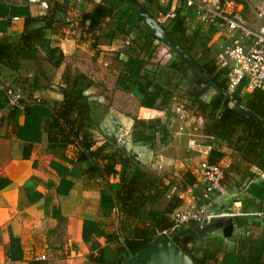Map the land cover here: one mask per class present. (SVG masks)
Here are the masks:
<instances>
[{"label":"crops","instance_id":"obj_1","mask_svg":"<svg viewBox=\"0 0 264 264\" xmlns=\"http://www.w3.org/2000/svg\"><path fill=\"white\" fill-rule=\"evenodd\" d=\"M138 1L142 2V0ZM160 1L163 0H155V4L157 5ZM55 3L62 5L59 2ZM176 3L178 6V0ZM24 4L30 15L36 17L34 14L35 7L27 6L26 0ZM152 5L154 6V4ZM152 5L147 7L151 8ZM179 8L178 6L176 10ZM162 9L167 10L164 7ZM148 12L154 17L157 15ZM55 16L59 20L55 25L65 24L69 18L68 7L64 4L61 9H56ZM19 17V20L14 22L11 20L10 25L5 30L0 31V38L17 36L23 31L24 19L22 16ZM190 20L192 21L189 22ZM263 25L264 23H257L250 25V27L258 29ZM186 26V32H190L193 38L186 40L187 34L185 33L180 36L179 44L194 60L197 62L200 59L205 61L204 55L208 54L213 46H215L214 52L216 50L217 53L220 50L223 40L217 36L213 37V33L210 34V30L207 28H211V26L197 23L193 18L186 19ZM196 26H199L200 29L195 28ZM60 29L61 26H54V28L46 31V35L40 41L38 48L40 50L37 53L43 55V52L45 53L48 48L55 45L62 50L65 60L60 67L52 66L51 77L53 78L47 79L34 70L26 68L23 63L25 61L32 62L31 59L21 61L16 70L7 66L0 67V89L4 90V98H0V264H90L91 262L88 259L89 249L82 240L81 231L84 219H100V186L89 180L80 170V166H75L78 173L73 178L62 177L51 166L52 161L60 162L59 157L64 153L66 156H72V147L64 148L57 143H49L47 133L42 134L40 141L32 143L17 137L15 134L16 125L24 126L26 120L30 118L24 112L26 104L31 105L34 109H42L41 129L44 127L45 119L51 114L50 107L55 103H60L63 99L60 87H64L65 83L61 74L65 69L67 59L70 72H82L94 81L95 85L87 90V94L107 107L100 124L94 131V139L97 140V143H101L106 134H117L118 131L125 130L128 135L124 138V150L133 155L138 164L143 165L144 170H146V166L150 168V165L158 163L157 157L160 158V155H158L156 145L153 142L165 140L163 128L166 130L165 133L170 131V121L174 120L172 106H178L180 110L182 108L184 111L183 104H181L184 101H176L168 90L157 99L153 107H147L140 103L144 97L142 91H140L143 94L141 99L132 95L131 90L135 85L130 83L131 89L128 91L121 87L124 76H126L123 69L127 60L121 52L128 50V48H124V42L131 39V41L136 40L140 43L136 39L139 35L140 26L139 29H133L128 35L119 34L111 40H100L95 50H91L87 44L79 42L80 29L77 33L72 30V33L74 32L73 37L60 34ZM204 29H207L206 37L200 34V31ZM141 32L143 31L141 30ZM54 38L59 39L60 44H52L51 40ZM65 42L68 45H65ZM198 46L201 50H198L197 55L193 54L192 51H195ZM132 50L135 52L137 47H133ZM132 54L134 53L132 52ZM202 61L200 64L204 66ZM35 77H37L38 88L33 87ZM96 83L106 84L108 88L112 87V96L110 95L109 100L101 95H96ZM10 85L20 92V98L16 104L10 102L5 91L6 86ZM146 86L148 88V85ZM162 87L165 91V86ZM22 91L28 93L23 94ZM212 91L210 89L201 90L203 93L202 101H211L212 96L217 93L215 90ZM198 97L200 98V96ZM121 98L125 99L126 103L121 102ZM40 100L46 104H39L38 101ZM128 102L136 104L131 107ZM167 107L172 108H169L168 111ZM13 109L15 110L12 113ZM200 122L201 119L198 123L201 124ZM153 123L161 126H154ZM242 131L241 129L236 130L228 140H216L215 138L211 145L205 146V151L201 153V156L204 160L215 159V162L226 166L225 192L214 194L211 197L210 208L214 211H234L236 214L223 217L222 219L226 220L221 219L222 222H226L222 223L221 228L223 225L225 227L230 225L232 230H235L245 226L248 232L255 226L253 221L258 220L240 213L245 212V210L264 209V140H250ZM101 132H104L102 137ZM143 133L153 134V142L139 140L137 136ZM134 139L136 141H133ZM28 148H31L30 152L28 156H24V153H28L26 150ZM162 161L163 164H158L160 167L169 163L167 159ZM71 167L73 168V166ZM156 168L158 167H155V170ZM186 170L188 168L180 170L181 180L182 174ZM154 176L162 177L161 175ZM163 178L167 183V176ZM166 197L169 199L168 195ZM73 198H75V203L70 208L68 201ZM216 226L220 227L219 224ZM199 232L197 234H200ZM10 233L19 239L21 245L22 257L16 261H10L6 254ZM219 234L218 231L214 237L219 239L222 237L221 240H223V236H218ZM212 235L214 234L205 237V241H211ZM98 241L101 247L106 244L104 237H100ZM40 254H44L46 259L34 260V257ZM236 259L235 252L224 253L219 257L220 264H234Z\"/></svg>","mask_w":264,"mask_h":264},{"label":"trees","instance_id":"obj_2","mask_svg":"<svg viewBox=\"0 0 264 264\" xmlns=\"http://www.w3.org/2000/svg\"><path fill=\"white\" fill-rule=\"evenodd\" d=\"M141 3L151 12L147 4L155 5V0H142ZM61 6L63 5L53 3V6H49L46 15L36 17L31 16L28 8L24 6L16 9L18 14L8 16V5L4 0H0V31L10 25L12 16L19 15L24 19L23 31L19 35L0 38V67L7 66L16 70L21 61L33 59L45 32L54 28L55 23L59 21L55 16V10L61 9ZM133 10L134 6L130 0H101L97 2L91 10L82 12L77 19L80 29L79 42L87 44L91 50H95L102 39L111 40L119 34L128 35L133 29L139 27L138 22L141 21L139 16L133 14ZM195 13L194 6L177 9L174 19L165 26L170 36L178 43L180 36L187 31L186 19L194 18ZM145 29L144 33L139 29L136 39L140 41V44L137 41H131L130 45L137 47L135 52L132 50L134 54L126 50L128 53L125 62L127 70L124 73L126 76H124L122 88L130 89L129 83L138 85L139 90L144 93L140 103L143 106L153 107L164 90L160 84L153 82L151 83L152 88L149 90L146 83L141 82L142 78L146 79L141 74L146 59L139 57V53L146 51L147 54H150L156 47L154 36L146 27ZM213 32L214 28L210 34ZM45 58L56 68L64 61V55L59 46L48 48ZM180 62L188 65L182 59ZM202 68L221 88L226 89L222 72L217 70L213 73L216 66L209 68L202 66ZM63 77L65 86L60 88L63 99L60 103H55L50 107L51 114L45 119L44 127L41 129L42 109L37 108V110L26 104L24 112L30 118L26 120L24 126L16 125L15 134L32 143L40 141L42 134L47 133L49 143H57L64 148H73L72 156H66L64 153L59 157L61 161H52L51 166L62 177L71 178L77 176L78 171L75 166H80L82 173L100 186V219L96 221L86 219L83 224L82 238L84 242L90 245V249L97 248L96 253L91 250L88 259L93 264H122L150 245L158 237L156 231L166 229L171 225L169 214L178 206L179 199L176 195H171L165 207H155L160 198L167 196V191L172 184L165 183V179L162 177L148 175L142 165L133 158V155L126 153L122 148H113V145H110L108 141L97 143L93 137V130L100 124L107 107L87 94V90L95 85L94 81L79 71L72 73L68 70ZM37 84V77H35L33 87L38 88ZM1 97L4 98V90L0 89ZM232 99L244 104L262 121L243 114L242 111L233 107L228 97L220 93H216L209 102L193 97L183 105V110L189 115L201 119V124L195 122L193 128H197L207 136L209 142L215 138L216 140H228L236 130L240 129L250 140H264V90L258 89L251 93H242L240 87L232 94ZM38 103L46 104L42 100ZM163 131V136H165V128ZM137 137L142 141H152L153 134L143 133ZM30 149H26L28 153H24V156H28ZM206 160L210 163H217L215 159L208 158ZM181 182L182 188L195 183L192 168L183 172ZM147 205H149L148 208ZM115 207L119 208L118 211L121 214L119 219L121 236L117 230L106 231L108 224L104 219L110 217ZM190 224L193 228L184 226L172 233L170 236L172 242L191 257L193 264H220V253L217 249L195 248L194 245L188 246L182 242L185 235H191L190 233L198 225ZM97 237H104L107 246L101 247ZM114 244L117 245L114 249L115 256L114 251L109 250L108 246ZM6 250L10 261L21 259L20 241L11 233ZM245 250L246 244L245 241H242L234 264H261Z\"/></svg>","mask_w":264,"mask_h":264},{"label":"rangeland","instance_id":"obj_3","mask_svg":"<svg viewBox=\"0 0 264 264\" xmlns=\"http://www.w3.org/2000/svg\"><path fill=\"white\" fill-rule=\"evenodd\" d=\"M4 1L8 5V8H9L8 16L18 14L16 9L19 7L25 6V4H24L25 0H4ZM100 1L101 0H99V1L98 0H50V4H53L55 2H59L62 5L65 4L68 7L69 18H68V21L65 22V24H67V25H65L64 23H63V25L62 24H56V26H61V29L59 30L60 34H62V35L67 34V35L72 36V34H74V32L77 33L79 31L78 30L79 27L77 25V22H78L77 19H78L79 15L82 12L91 10L93 8V6L95 4H97V2H100ZM166 1L167 0L160 1L157 3V5L155 4L154 6L152 5L151 8L150 7H148V8H150L151 12L155 13V15H156L158 12L157 9L163 8V7L167 8V9L170 8L171 2H173V1L172 0H168L167 2ZM220 1L223 2L224 0H220ZM236 1L239 2V3H237V4H239L238 10H240V12L242 13V19L248 25H253V24H257V23L258 24L264 23V0H236ZM179 4L181 6V3H179ZM147 6H151V4L149 5V3H148ZM118 8L120 10V6ZM179 9H182V7H180ZM69 19H72V20H69ZM191 21L192 20H190L189 22H191ZM138 23H139L140 29L143 32H146V29H145L146 26L144 27V24L141 21ZM64 28H65V30H67V32H65ZM195 28L200 29L199 26H196ZM212 28L213 27L207 28V29H209L211 31ZM207 29H204L203 31L199 30L201 32L200 34L202 36H205L207 34V33H205L207 31ZM72 30L73 31L75 30V31L72 33ZM186 34H187L186 40H188V39L190 40L193 38V36H192V34H190V32L189 33L186 32ZM45 35H46V32H45ZM103 40L104 39H102V41ZM51 41H52V44H54V45L60 44L59 39L54 38ZM64 44L66 45L67 42H65ZM55 46H57V45H55ZM133 47H134L133 45L128 46L127 51L129 53H131ZM214 48H215V46H213V49L208 51V54L204 55L203 59L206 58L205 61H202L200 59L198 63L200 64V62L202 61V64L205 67H208V68L209 67H215L216 66L215 65L216 50L214 52ZM38 50H40V49H37V52L35 53L33 59H31L32 62L29 61L30 62L29 63V62L25 61L23 63V65L26 68H29V70L32 69L36 73H39L41 76L46 77L47 79L53 78V77H51V72H53L52 65L50 63H49L50 65H49L48 62L46 61L44 52H43V55L37 54L39 52ZM198 50H201V48L199 46L197 48H195V51H192V53L197 55L199 52ZM66 55L68 56V54H66ZM139 57H145V59H146L145 64L142 66L141 74L144 75L147 79V80L144 79V82L146 83V85H148V89L152 88V86H151L152 82L155 84L156 83L160 84L161 86L164 85L165 86L164 92H167V90H168V92L171 95H173V97H175L176 101H180V100L184 101V102H181V104H183V105L186 102L193 99V97L200 96L201 100H203L201 97L203 94L201 92V90H203V89H207V90L210 89L211 92H213L212 91L213 89H211V88L208 89V84L206 83L205 79L202 78L193 67H190L189 64L188 65L182 64L180 62V58L178 56H176L174 51L165 44L158 43V44H156V47L153 48V50L150 54H147L146 51L140 52ZM64 60H65V57H64ZM66 62L67 63L65 65V69L63 70V73L61 74L62 80L64 79V77H63L64 73L68 72V59ZM179 66H181L180 67L181 69L179 68ZM182 68H183V71H182ZM216 69L213 70V73L217 72ZM123 70H124L123 73H126V70H127L126 67H124ZM48 76H50V77H48ZM96 84H97V89L95 91L96 95L97 96L101 95V96H103L109 100L110 95L112 96V92H111L112 87L108 88L106 86V84H103V83H96ZM129 86H130V83H129ZM60 88H62V87H60ZM130 89H131V87H130ZM130 89H128V90H130ZM17 91L19 92V90H17ZM22 93L27 94L28 92L22 91ZM19 94H20V92H19ZM214 96H215V94H214ZM214 96H212V98ZM205 97H207V96H205ZM135 98H136V96H135ZM29 99L32 100V98H29ZM120 100H121V102L126 103L125 99L121 98ZM129 104L130 103L128 102V105ZM134 104H136V103H134ZM134 104L131 103L130 104L131 107L134 106ZM172 105H175V104H172ZM242 105L245 106L244 104H242ZM172 107H167L168 111L171 108L173 109L174 115H172V117L174 116V118H173L174 120L170 121L171 128H170V131L165 133V140H163L161 142L151 141L156 145L157 153H158V155H160V158L157 157V159H159L158 163H154V164L150 165V168H148L147 166L145 167V169H146L145 172L150 176H152V175L153 176L154 175L160 176L161 175L162 178L167 176V180H168L167 183L172 184L170 186V188L168 189L169 191H167V192H169L170 195L166 194V195H168V197H170L171 195H175L177 193L176 190H172V186H176V188H178V187H181V185H182L180 173H179V172H181L180 170H185V168L190 169L193 167L194 168L197 167L200 160L201 161L204 160L201 156L202 155L201 153L203 151H205V146L208 147L209 145H211L213 143V141H215V140H213L212 142H209V140L207 138H205V136H204V134H202V132H200L197 128H193L195 122H198L199 119H197L195 116L189 115L185 111H182V108H181V110L178 111L177 110V108H179L178 106H176V107L172 106ZM237 109L242 111L240 108H237ZM103 116H104V114H103ZM153 124H154V126L158 125L155 123H153ZM158 126H161V125H158ZM94 131H96V127L93 130V132ZM103 133L104 132L100 133L101 137L103 136ZM126 135H128V133L125 130L124 131L120 130V131H118L117 134H112V133H111V135L106 134L105 136H103L102 140H104L106 142L108 141L110 145L111 144L113 145V148L119 147V148H122L124 150L123 145L125 142L124 138ZM133 141H136V140L134 139ZM124 151L126 153H128L126 150H124ZM166 159L169 161V163H166L165 166L163 165V167H166L164 169L163 167H160L159 165L163 164L162 160H166ZM156 165H158V166H156ZM155 167H158V168H156L157 171L155 170ZM168 176H170V177H168ZM75 195L77 197V194H75ZM166 202H168V199L166 196H164V197L159 199V201L156 203L155 207H157V208L163 207L166 204ZM74 203H75V198H73L72 200H69L68 201V207L71 208ZM179 205H180V203L178 204V206ZM148 207H149V205H147V208ZM118 209H119L118 207H115L112 210L110 217L106 220V223L107 224L109 223L106 227V231L112 232V231L117 230L118 234H120V236H121V231L119 229L120 228L119 227V219H120L121 214H120V211H118ZM86 219L94 220V221L98 220L97 218L96 219L86 218ZM86 219L83 220V224H84V221ZM219 219H221V218H217V219L212 220L209 224L205 225L203 228H201V227H199V225H197L193 231L194 233H190L191 235H185V237H184L185 242H183V241L182 242L184 244H187L188 246L194 245L195 248H207L209 250H211V249L216 250L217 249L221 255L222 253H228V252L229 253H233V252L237 253L239 246H240V243L242 241H245V244H246L245 252H249L248 254H250L251 256L256 258L257 260H259L261 262V264H264V222L262 220L256 218L255 220H258V221H253V225H255V226H253L254 228L250 229V231L247 232L245 226H243L241 228L239 227L238 229H235V230H232V227H230V225H227L226 227L223 225V228H221L222 220H219ZM251 220H250V222H251ZM83 224H82L81 236H82V232H83ZM218 224L220 227L216 226ZM186 226L193 228L191 224H190V226H189V224H187ZM216 227H218V228H216ZM257 227H259V228H257ZM218 231L220 232V234L218 236L222 235L223 240H221L222 237H220V239L218 237H214ZM197 232H199L200 234H197ZM209 234H214V235H212L213 239L211 241H209V240L205 241L206 240L205 237H208ZM122 236H123V233H122ZM170 236H168V237H170ZM194 237H195V239H194ZM99 238L100 237H97V240ZM82 240H83V238H82ZM85 244L88 246L89 253H91V250H92V252L96 253L97 248L90 249V245L87 243H85ZM104 246H107V245L105 244ZM108 246H109V250L114 251V256H115L116 252L114 249L116 248L117 245L114 244V245H108ZM90 264H93V263L90 262Z\"/></svg>","mask_w":264,"mask_h":264},{"label":"built area","instance_id":"obj_4","mask_svg":"<svg viewBox=\"0 0 264 264\" xmlns=\"http://www.w3.org/2000/svg\"><path fill=\"white\" fill-rule=\"evenodd\" d=\"M170 8H159L155 19L162 25H168L176 16V8L195 7L193 18L197 23L214 28L213 37L221 38L223 43L215 55V65L221 71L226 84V91L231 95L241 87L242 93H251L255 90H264V25L258 29L251 28L243 19L238 10L236 0H172ZM181 3V6L180 4ZM26 5L35 7V16L46 15L50 0H26ZM19 16H12L11 20H19ZM131 44V39L124 42V48ZM127 58V51H122ZM6 94L10 102L16 104L20 94L13 86H6ZM179 111L180 109L177 108ZM212 139V138H210ZM226 167V166H225ZM225 167L219 163L200 161L192 171L195 183L185 187L172 186L180 205L169 214L171 225L163 230L156 231L157 236H170L176 230L190 223L200 227L217 218L229 217L234 211H214L210 208L211 197L214 194L225 192ZM170 195V194H169ZM240 214L257 218L264 222V209L241 212ZM40 254L34 257L36 261L45 260Z\"/></svg>","mask_w":264,"mask_h":264},{"label":"water","instance_id":"obj_5","mask_svg":"<svg viewBox=\"0 0 264 264\" xmlns=\"http://www.w3.org/2000/svg\"><path fill=\"white\" fill-rule=\"evenodd\" d=\"M130 2L134 6L133 14L140 17V20L154 36V42L156 44L162 43L171 48L176 56L187 62L190 67H193L198 72V74L205 79L206 83L208 84V89L211 88L217 93L228 97L231 100L234 108H240L242 113L248 117H253L262 121V119L256 116L248 108L232 99L231 95L225 89L221 88L219 84L212 78V76L206 72L202 66L196 60H194L173 37L170 36L166 28L162 26L138 0H130ZM141 82H144V79H141ZM131 93L137 98L141 99L143 97L138 85L134 86ZM224 222L226 221H223L222 223ZM183 242H185L184 238ZM122 264H193V260L177 244L172 242L170 237L165 234H161L150 245L140 250L136 256L126 260Z\"/></svg>","mask_w":264,"mask_h":264},{"label":"flooded vegetation","instance_id":"obj_6","mask_svg":"<svg viewBox=\"0 0 264 264\" xmlns=\"http://www.w3.org/2000/svg\"><path fill=\"white\" fill-rule=\"evenodd\" d=\"M217 70V69H216ZM196 226V225H195ZM192 233H194V232H192Z\"/></svg>","mask_w":264,"mask_h":264}]
</instances>
